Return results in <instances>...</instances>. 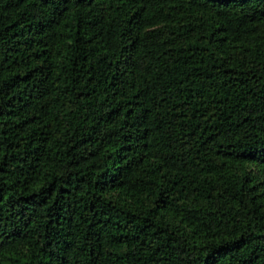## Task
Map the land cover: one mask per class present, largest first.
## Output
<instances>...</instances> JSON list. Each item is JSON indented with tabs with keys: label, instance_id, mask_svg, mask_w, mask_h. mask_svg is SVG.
<instances>
[{
	"label": "trees",
	"instance_id": "1",
	"mask_svg": "<svg viewBox=\"0 0 264 264\" xmlns=\"http://www.w3.org/2000/svg\"><path fill=\"white\" fill-rule=\"evenodd\" d=\"M0 264H264V0H0Z\"/></svg>",
	"mask_w": 264,
	"mask_h": 264
}]
</instances>
